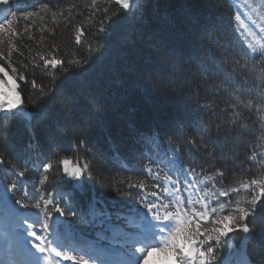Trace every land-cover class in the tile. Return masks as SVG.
I'll return each instance as SVG.
<instances>
[{"label":"snow or ice","instance_id":"snow-or-ice-1","mask_svg":"<svg viewBox=\"0 0 264 264\" xmlns=\"http://www.w3.org/2000/svg\"><path fill=\"white\" fill-rule=\"evenodd\" d=\"M2 2L8 4L10 0ZM146 6L147 0H90L85 5L87 14L83 11L79 13L84 19L77 23V16L74 15L77 5H70L65 12L45 0L39 7H17L9 16L0 19V148L3 149L0 152V184H3L6 204L11 202L16 208L27 209L33 205L29 203L26 178L30 171L38 169L42 172V179L38 183L43 186L44 194L33 188L37 195L32 199L35 200V209L43 207L46 210L42 221L43 231L49 230V220L54 214L64 215L56 192L49 189H57L62 179L78 180L82 176L97 175L103 179V176L101 170L94 169V162L90 158L93 149L87 139L86 127L76 132L75 123L73 127L67 123L57 124L51 149L44 152L36 135V126L49 119L50 109L64 100H74L64 91L68 75L82 76L89 72L98 54H102L107 37L114 28L128 23L124 41L131 42L142 35ZM42 13H51L53 18L66 16L77 58L64 60L39 50L36 55L32 54L24 38L32 39L31 22L37 17L43 19ZM241 15H236L235 19L243 24ZM248 34H252L251 29ZM221 41L218 33L204 27L196 36L195 46L190 45L186 54L173 50L165 61L170 77L182 80L190 88V99L195 101L193 111L200 118H208L200 122L194 132L178 124L185 133V139L181 141L172 137L163 142L170 146V151L163 153L167 160L176 161V154L183 148L188 162L187 167L180 164L183 178L169 172L167 186L160 182V176L164 174L154 172L152 167L155 165L159 169L163 164L159 133L141 132L137 142L148 145L149 162L148 166L141 167L140 174L154 177L155 182L149 186L144 181H133L131 177L119 179L111 174L105 181L118 193L135 192L146 207L147 213L143 216L131 217V226L137 230L150 226L148 214L155 220L168 221L160 225L162 231L158 246L144 248L131 245L130 241L124 242L130 244L131 258L137 255L141 257L136 264H150L153 256H157V259L152 264H196V261L199 264H212L217 259L215 253L224 238L234 233L252 232L249 217L264 205V179L255 178L256 172L253 171L256 169L264 173V153L257 154L255 144L251 145L243 159L235 151L237 143L243 142L254 131L264 134V48L258 50L249 43L245 46L247 51L242 53ZM185 55L187 58L183 59ZM197 97L200 99L197 100ZM89 104L93 112L101 110V105L95 99H90ZM73 117L71 111L66 114L70 122ZM81 117L90 121V115L82 113ZM20 119L26 121L25 127L30 136L22 150L28 153L23 160L13 157L16 146L9 135L13 123ZM58 140L69 142L70 155L62 154L64 151ZM153 152L157 154L155 158L151 156ZM235 160H240V163H235ZM209 162H213L212 167L206 170L205 165ZM245 165L250 167L245 168ZM207 171H211V180L219 185V197L231 200V195L238 194L242 188L248 192V198L232 201L234 207L230 210L226 202L215 201L210 206L206 194L194 200V193L203 192L211 183ZM197 172L205 179L199 180ZM245 175L249 179L246 182L241 179L240 187L231 189L230 194L225 185L230 184L234 176ZM193 177L197 179L194 181ZM200 185H204V188ZM149 187L153 190L147 191ZM217 204L219 211L215 206ZM196 205H199V209ZM18 223L21 227L27 225L21 235L25 236L28 250L22 247L11 249V264H53V257L58 264H89V259L84 256H73L52 247L48 236L40 234L33 224L26 220ZM152 238L156 239L155 234Z\"/></svg>","mask_w":264,"mask_h":264},{"label":"trees","instance_id":"trees-1","mask_svg":"<svg viewBox=\"0 0 264 264\" xmlns=\"http://www.w3.org/2000/svg\"><path fill=\"white\" fill-rule=\"evenodd\" d=\"M42 2L45 0H10L9 11L4 12L0 9V19L9 16L17 7L30 8L33 5L39 7ZM47 2L65 12L70 5H77L74 15L77 16L76 22L79 23L84 19L79 13L83 11L87 14L88 9H85V5L89 4L90 0H47ZM41 15L43 19L37 17L31 22L32 39L29 40L27 36L24 38V42L31 47L32 54L36 55L39 50L64 60L77 58L76 46L74 40L70 39L66 16L58 15L53 18L51 13ZM144 17L142 35L131 42L124 41L128 29L127 22L111 31L102 54H98L89 72L82 76L71 73L68 75L64 83V91L74 100H64L57 107L50 109L49 119L36 126V135L44 152L51 149L57 124L67 123L69 127H73L75 123L76 132L83 131L85 127L88 129L86 135L93 149L90 158L94 162V169L101 170L103 179L101 175L82 176L79 190H74L68 180L62 179L57 189H49V191H55L60 202L64 192L68 194L73 189L74 194L69 197L76 209L87 211L90 201L97 200L102 208L113 210L112 219H115L117 212L136 205L137 195L135 192L118 193L115 188L108 187L105 181L109 174L119 179L131 177L133 181H144L149 186L155 182L153 178L148 180L139 173V165L149 151L148 145L137 142V136L141 132L159 133L162 144L160 159L170 166L184 164L187 167L188 162L183 155V148L176 154V161L167 160L163 153L165 150L170 151V146L164 145L163 142L172 137L181 141L185 139V133L180 130L178 124H183L187 131L194 132L200 122L208 119L198 117L193 111L195 101L190 99L191 90L188 85L182 80L170 77L165 63L170 52L175 50L186 54L190 45L195 46L196 36L204 27L218 33L222 37V43L230 44L242 53L247 51L236 29L235 8L230 0H147ZM20 23L23 25L24 22ZM50 45L54 47L50 48ZM25 51L27 52V49ZM182 58L187 57L185 55ZM72 72L75 73V70L73 69ZM90 99H95L101 105L100 111H92ZM196 99L199 100L200 97ZM70 111L74 113L72 122L66 119V114ZM82 113L85 116L90 115V121L82 120ZM25 124L26 121L23 119L14 122L9 133L12 143L16 146L13 157L20 160L28 156V153L22 151L30 140ZM57 142L64 151L62 154H71L67 140ZM252 144L256 145L257 154L264 153V134L254 131L253 134L245 137L243 142L237 143L235 151L238 152L240 159L246 156ZM2 151L3 149L0 148V152ZM234 162L240 163V160ZM212 163L205 165L206 170L211 169ZM247 167L250 166L245 165V168ZM253 171L256 172L255 178L264 179V173L256 169ZM211 176V171H207L210 180ZM197 177L199 180L205 179V176L200 175L199 172ZM197 177H193V180L195 181ZM39 179H42V172L38 169L30 171L26 178L30 193L29 203L33 205L27 209L40 212L44 219L46 210L43 207L39 210L35 209V200L32 199L37 195L33 188L44 194L43 186L38 183ZM241 179L246 182L249 177L234 176L230 184L225 185L230 194L231 189L240 187ZM199 187L204 188V185ZM151 190H153L151 187L147 189V191ZM218 191L219 185L215 180H211L209 187L203 192L199 191L195 199L206 194L210 206L215 201L226 202L230 210L234 207L232 201L248 198V192L242 188L238 194L231 195V200L219 197ZM1 193H3V184H0ZM215 206L219 211L218 204ZM62 207L64 215L54 214L49 222L56 223L60 232L81 234L71 220L72 213H67L65 205ZM196 207L199 209V205ZM248 223L252 232L248 236L234 233L224 238L221 246L216 250L217 259L212 264H229L241 260L247 264H264V205L249 217Z\"/></svg>","mask_w":264,"mask_h":264},{"label":"rangeland","instance_id":"rangeland-1","mask_svg":"<svg viewBox=\"0 0 264 264\" xmlns=\"http://www.w3.org/2000/svg\"><path fill=\"white\" fill-rule=\"evenodd\" d=\"M235 8L236 15H241L243 24L236 19V29L245 46L251 43L258 50L264 48V0H230ZM237 9L239 11H237ZM251 29L252 34L248 31ZM11 216V207L0 209V230ZM150 264H152L150 260Z\"/></svg>","mask_w":264,"mask_h":264},{"label":"water","instance_id":"water-1","mask_svg":"<svg viewBox=\"0 0 264 264\" xmlns=\"http://www.w3.org/2000/svg\"><path fill=\"white\" fill-rule=\"evenodd\" d=\"M0 6L4 9V10H7V9H9V7H10V3H8V4H4L2 1L0 2ZM246 235H248V234H246Z\"/></svg>","mask_w":264,"mask_h":264}]
</instances>
